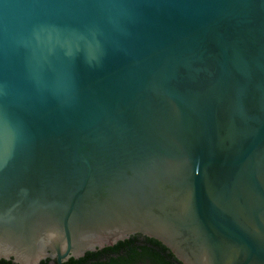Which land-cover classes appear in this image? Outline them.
Listing matches in <instances>:
<instances>
[{"label":"water","instance_id":"obj_1","mask_svg":"<svg viewBox=\"0 0 264 264\" xmlns=\"http://www.w3.org/2000/svg\"><path fill=\"white\" fill-rule=\"evenodd\" d=\"M135 233L264 264V0H0V258Z\"/></svg>","mask_w":264,"mask_h":264},{"label":"trees","instance_id":"obj_2","mask_svg":"<svg viewBox=\"0 0 264 264\" xmlns=\"http://www.w3.org/2000/svg\"><path fill=\"white\" fill-rule=\"evenodd\" d=\"M96 250L87 251L85 259L81 260L82 264H137L146 260L153 264H183L164 244L149 237L142 240L137 236H131L118 241L113 247L105 246ZM0 262L8 261L0 258ZM40 264L46 263L42 261ZM68 264H76V259L71 257Z\"/></svg>","mask_w":264,"mask_h":264},{"label":"flooded vegetation","instance_id":"obj_3","mask_svg":"<svg viewBox=\"0 0 264 264\" xmlns=\"http://www.w3.org/2000/svg\"><path fill=\"white\" fill-rule=\"evenodd\" d=\"M131 236H137V237H139L140 239H142V240H145L146 239V237H148V236H146V235H143V234H141V233H135V234H132ZM130 236V237H131ZM129 237V238H130ZM150 238V237H149ZM154 239V238H153ZM117 243H115L114 245H112V246H110V247H113V246H115ZM104 248V247H103ZM103 248H98V249H103ZM93 251H97V250H93ZM87 253V252H86ZM84 254L83 256H80V257H78V258H74V259H76V264H82V259H85V257H86V255L87 254ZM114 256H116L117 254H113ZM70 259L71 258H69L66 262H64V263H67L68 264V262H70ZM8 262L7 263H4V262H0V264H12V263H15V264H18V263H16V262H14L13 260H7ZM10 261V262H9ZM42 261H44L46 264H59L58 263V261H57V259L56 258H46V259H43ZM41 261V262H42ZM40 262V263H41ZM39 263V264H40ZM63 263V264H64ZM137 264H153L151 261H149V260H146V261H144V262H140V263H137Z\"/></svg>","mask_w":264,"mask_h":264}]
</instances>
